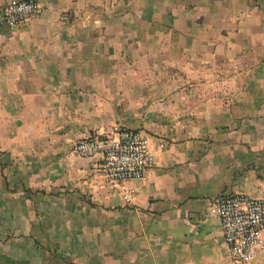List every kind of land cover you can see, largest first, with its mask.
<instances>
[{
  "label": "crops",
  "instance_id": "crops-1",
  "mask_svg": "<svg viewBox=\"0 0 264 264\" xmlns=\"http://www.w3.org/2000/svg\"><path fill=\"white\" fill-rule=\"evenodd\" d=\"M37 1L0 22V264H228L214 198H264V0ZM116 125L156 154L130 200L71 151Z\"/></svg>",
  "mask_w": 264,
  "mask_h": 264
},
{
  "label": "built area",
  "instance_id": "built-area-1",
  "mask_svg": "<svg viewBox=\"0 0 264 264\" xmlns=\"http://www.w3.org/2000/svg\"><path fill=\"white\" fill-rule=\"evenodd\" d=\"M37 0H8L0 11V22L14 30L40 15ZM64 21L69 19L63 14ZM164 144L159 143V148ZM71 151L79 157L94 158L93 171L122 194L132 198L129 180H145L156 164L150 138L140 131L114 126L110 132L90 135L74 142ZM212 211L217 217L227 247L228 264H253L256 252L264 249V198L242 193H221L214 198Z\"/></svg>",
  "mask_w": 264,
  "mask_h": 264
}]
</instances>
